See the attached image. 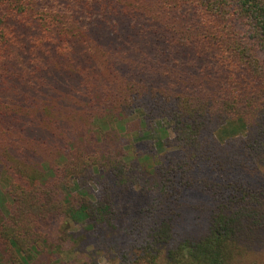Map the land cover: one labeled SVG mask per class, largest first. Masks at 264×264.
Returning <instances> with one entry per match:
<instances>
[{
	"label": "trees",
	"instance_id": "trees-1",
	"mask_svg": "<svg viewBox=\"0 0 264 264\" xmlns=\"http://www.w3.org/2000/svg\"><path fill=\"white\" fill-rule=\"evenodd\" d=\"M63 217L122 264H264V0H0V264Z\"/></svg>",
	"mask_w": 264,
	"mask_h": 264
},
{
	"label": "rangeland",
	"instance_id": "rangeland-1",
	"mask_svg": "<svg viewBox=\"0 0 264 264\" xmlns=\"http://www.w3.org/2000/svg\"><path fill=\"white\" fill-rule=\"evenodd\" d=\"M159 125H167L165 123L158 122ZM158 131L161 133V129L158 128ZM157 131V132H158ZM156 132V134H157ZM170 132V131H169ZM245 129L241 121H227L224 125L220 127V129L217 131V137L219 140L224 141L228 137H234L238 135H244ZM141 142L140 140H143ZM151 137H144L139 140H135V144L129 147L128 152L131 154H135L139 151H143V146L145 148L148 147V143L152 145V140H150ZM139 141V142H138ZM155 147L152 145L153 150L155 151V156L157 158L164 155L162 154L165 152L164 148L159 145L155 141ZM140 162V168L144 171V174L146 172L150 173L151 168L158 166V164H155V162L151 160H145V161H139ZM156 168V167H155ZM153 173V172H152ZM151 174V173H150ZM133 176L128 175L127 179H133ZM150 178V177H149ZM133 186L129 190V195H126L124 198L123 205H121L122 210L126 209L128 205L130 208H139V203L135 199H131V197L134 195L133 193L139 192V187L142 186V183L139 181L136 183L133 180ZM119 202V201H118ZM132 204V206H131ZM196 213L193 215H189V219L191 221H194L196 219ZM122 216V215H120ZM191 221H189L192 225H194ZM52 226H56L57 231L56 234L54 233V236L49 239L50 243L54 245V258L50 257L52 260V263L54 264H122V261L119 259L117 252L116 245H118L120 238L123 236H116L113 234H107L100 231L98 234L95 232H85L83 231V227L80 224H73L72 221L68 218H62L60 222H58V226L56 225V221H52ZM196 227V226H195ZM119 230V229H118ZM117 230V231H118ZM67 231L68 234L65 232ZM119 234L123 233V230H119ZM64 235L65 237L62 238V240L58 239V236ZM61 242H64L65 245L69 246H62ZM49 247V245H48ZM264 248V245H263ZM261 260L264 261V250H261ZM251 259V260H250ZM249 261V262H248ZM246 261L247 264H259L257 262L252 261V258L250 257ZM127 262V261H126ZM126 262H124L126 264Z\"/></svg>",
	"mask_w": 264,
	"mask_h": 264
}]
</instances>
